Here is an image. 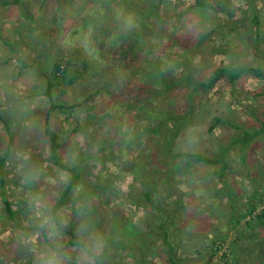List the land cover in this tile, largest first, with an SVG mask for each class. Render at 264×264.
<instances>
[{
    "label": "rangeland",
    "instance_id": "1",
    "mask_svg": "<svg viewBox=\"0 0 264 264\" xmlns=\"http://www.w3.org/2000/svg\"><path fill=\"white\" fill-rule=\"evenodd\" d=\"M11 1L0 0V107L7 110L4 117L17 138L2 178L5 184L3 188L0 185V264H38V253L46 244L39 235L37 245H32L30 237L35 232L24 231L15 223L8 222L1 190L6 193L13 210L18 212L20 224L30 227L39 224L30 210L32 198L42 197L41 203L53 210L59 193L57 188H61L68 177L67 172L48 160V148L42 147L40 142L34 144L33 136L27 131L37 118L33 112L46 108L43 97L33 95L44 89L39 71L48 72L53 62L69 52L76 51L79 61H86L88 68L84 77L67 87L63 95L57 92L55 100L72 105L83 103L87 97L90 99L79 107L61 109L53 115V126L63 143L62 159L66 164H74L82 174L80 184L56 213L64 225L77 230L83 225L86 235L95 232L103 239L111 230L115 216L120 222L145 228L146 211L131 204L127 197L131 189L139 190V183L129 171L130 162H140L145 170L157 171L161 175L157 183L166 192L164 196H168V202L187 201L200 184L198 179L205 170L197 168L184 173L181 158L174 156L188 148L211 155L216 147L213 137L224 142L233 132L215 129L208 133L211 116L224 111L240 123L254 120L252 115L264 118V80L244 74L233 87L221 81L210 92H201L195 100L192 122L185 120L181 127V122L172 123L174 129L171 135L176 134L172 142L167 143L169 137L164 141L158 134L146 136L142 141L136 139L130 145L125 139H120V134L126 135L146 124L143 112L147 109V94L135 88L142 85L137 80L149 70L150 60L157 61L172 78L179 76L181 64L195 68L194 76L197 78H207V73L218 65L237 66V62L256 65L254 46L258 44L260 47L259 41H256L258 32L262 34L261 47L264 49V0H250L256 7V16L247 0H204L215 8L208 14L213 22L220 21L219 31L210 35L202 45L197 43L193 47L190 43L195 40L197 30L186 25L188 19L181 16L193 0H167L162 3L158 18L152 17L146 26L143 44H137L134 38L126 40L121 36L138 25L140 11L146 8L148 0H117L110 10L104 12L99 8L98 0H20L23 10ZM200 13L202 10L193 14L195 22H199ZM96 18L105 32L99 39L93 40L91 33ZM211 24L203 23L201 27L210 32ZM41 33L44 35L43 44H39ZM3 39L11 43L19 42L18 53L25 60L43 53L36 61L37 73L29 69L20 70L15 60L3 65L2 62L9 56V48ZM260 62L264 64V59L261 58ZM19 72L20 75H17ZM28 94L33 95L29 100L25 98ZM171 95L174 109L183 110L185 90H175ZM80 125L83 129L74 131ZM20 130L23 132L20 133ZM114 137L116 140L111 141ZM0 139L6 143V139L1 136ZM33 156H37V161L32 159ZM249 157L262 164L264 143L257 144ZM244 167L245 164L240 163L232 149L226 156L224 181L229 188L231 186V190L234 185L239 190L236 192L239 201L230 203L228 215V197L210 205L205 203L208 201L205 196L197 199L207 217L204 219L211 224L204 240L206 253L213 239L225 240L223 250L212 264L222 263L218 256L225 250L230 253L231 244H236L243 255L247 254L245 249L250 241L254 249H259L258 254L250 253L253 263L264 264V246L260 245L264 242V231L258 233L260 228L252 225L254 215L264 211V171H258L253 163H249L246 169ZM208 181L213 190L222 186L216 176H211ZM50 186H55V189L50 190ZM250 205L254 206V211L247 214ZM247 239L250 241L247 242ZM66 241L67 237L60 232L58 242L67 257L63 264H88L80 250L65 247ZM180 241L182 247L177 253L184 258L183 246L190 248L192 241L188 237H182ZM149 242L162 249L159 242L156 245L151 240ZM128 247L124 250L115 245L98 264H138L136 257L139 251H133L138 247L134 244ZM195 250L191 247L190 252L187 251V260H195L187 264H205V259L198 257ZM159 257L151 259L148 255L146 259L159 262ZM93 259L95 261V257Z\"/></svg>",
    "mask_w": 264,
    "mask_h": 264
},
{
    "label": "trees",
    "instance_id": "2",
    "mask_svg": "<svg viewBox=\"0 0 264 264\" xmlns=\"http://www.w3.org/2000/svg\"><path fill=\"white\" fill-rule=\"evenodd\" d=\"M115 1L117 0H98V6L101 8V11L104 12L108 9L110 10ZM165 1L167 0H148L147 2L149 3L146 8L140 11L138 25L131 28L129 32L124 34V36H121V38L126 40L134 38L137 44H143L145 41L144 33L146 26L149 24L152 17L155 19L158 18L159 7L162 3H165ZM193 1V4L181 14V16L188 19V24L186 25H190L193 30H197L194 37L195 40L190 43L192 47L197 43L202 45L210 35L217 34L220 24V21L213 22V19L211 20L209 17L211 16L208 14L209 10L215 9L212 4L204 0ZM247 1L249 2L250 10L254 16H256V7L253 6L252 1ZM10 3L17 5L22 10L24 8L20 0H12ZM196 10H202L199 22H195V17L193 15ZM23 16L27 18L25 13ZM255 19L257 20V17ZM94 22L95 24L93 27L95 28L91 35L93 40H97L102 34H104L105 30L101 28V24L97 18ZM208 22L213 23L211 24L212 28L210 32H206L205 27H201L203 23ZM190 31L191 30H189V33L192 34L193 31ZM38 37L39 44H43L44 35L41 33ZM159 37H161V35H159ZM256 41H259L260 43V47L258 44H255L254 46L256 65H252L251 63L239 64L238 62L237 66L218 65L213 67L207 73V78L195 77V68L187 64H181L182 70L179 76L177 78H172L165 69L161 68V65L157 61L153 62V60H150L149 70L143 72L137 80L138 82H142V85H138L135 88L139 91H145L147 94V109L143 112L146 118V124L135 130L133 129V131L126 135L120 134V139H125L127 144L130 145L133 144L136 139L142 141L146 136L158 134L164 139V141L168 136L169 139L167 143H170V141L172 142L176 136V134L171 135V131L174 129L172 123L175 124V122H181L179 125L181 127V125L185 123V120L192 122L195 100L201 92H210L221 81H224L226 82V85L233 87L244 74L257 80H264V64L260 62L261 58L264 59V49L261 47L262 34L260 32L256 34ZM3 42L9 48V56L4 62H2L3 65H6L11 60H15L18 62L20 70L29 69L37 73L35 67V65H37L36 61L43 56V53H39L36 58L25 60L20 58V53H18V48L20 46L19 42L11 43L6 39H3ZM136 45L134 44V46ZM87 68V62L84 60L80 62L77 52L71 51L67 56H63L53 62L48 72L39 71V75L43 78L44 89L43 91L39 90L37 93L33 94L34 96L37 95L43 97L46 108L34 111L39 113V123H41V126L32 130V134L35 138H40L43 145L48 147V160L52 165L68 173L65 182L61 184V188L59 186L57 188L59 193L52 210V215L60 225V232L67 237L65 247H73L76 250H80L82 244L86 242L82 240L79 235L81 228L77 230L72 226H65L62 224L56 211L64 205L70 194L74 191L77 185L80 184L82 174L74 164L69 165L63 161L61 156L63 143L60 140V134L53 128L52 119L54 113L61 109L69 110L74 107H79L83 105V103L89 101L90 98L87 97L81 104L65 105L57 103L55 100L57 92L60 96L63 95L64 90L67 87L72 86L76 81L84 77ZM17 75H20V72ZM175 90H185V108H183V110L180 108L176 111L173 107L174 103L172 102L171 93ZM33 95L28 94L25 98L29 100ZM5 114H7V110H2L0 107V123L2 124L3 131V135L0 133V136L3 137V139H6L5 144L0 139V185L2 188L5 184L2 178L5 174L6 165L11 160L14 142L17 138L16 134L11 129L9 121L5 119ZM231 115L223 111L217 116H211V119L208 121L209 126L207 132L210 134L215 129L233 131L231 134L229 133V137L226 138L224 142L219 141L218 137H213L212 142L215 143L214 145L216 147L212 150L211 155L201 150L188 148L174 156L178 159L181 158L184 173H188L191 169L194 170L197 168H204L205 170L203 176L198 179L200 184L192 192V195L187 201L173 200V202H168V196H164V193L166 192L161 190L157 183V179H159L161 175L157 171L150 172L151 170H145V167L143 165L141 166L140 162H138V164H136L137 161L129 163V171L135 176L136 181L139 183V190H135L134 188L131 189L127 197L131 204L140 206L146 211V225L145 228H141L128 222H120L116 216L112 218L111 230H109L107 235L103 237V252L95 257L97 264L99 262L101 263L105 256L109 254L111 248L115 245L118 249L123 248L126 250L129 248L128 246L133 244L138 247L137 250H133L139 251V254L136 257L138 264L193 263L195 260H187L186 258L191 247L196 248L195 254H197L198 257L205 259V264H212L216 259V256L223 250L222 247L225 240L223 241L222 238L213 239L210 242V246L207 248L209 251L206 253L207 246L205 247L206 244H204V240L207 239V233L211 228V224L208 222V219H204L207 217L201 211L202 204L197 201V199L205 196L206 200H208L205 203L210 205L216 204V202L222 197H228L229 206L227 205V215L229 214V211H231L229 209L230 203L233 204L239 201L236 196V192H239V190L235 185L231 190V186L229 188L224 181L226 177V156L232 151V149L235 150L240 163L245 164V169L249 163H253L258 168V171H260L259 169L264 171V162L259 164L257 161L250 160L249 157V153L253 151L257 144L261 142L264 143V118L252 115L254 120L250 119L249 122L247 119L244 123H240ZM86 124H89V122ZM80 126L81 127L76 126L74 131L82 130L83 125ZM21 132H23V130H20V133ZM115 140V137L111 139V141ZM167 148H169V145ZM211 176L218 177L222 186L213 190L212 184L208 181V178ZM255 182V187L257 188V181ZM49 188L50 190H53L55 189V186L53 188L50 186ZM79 195L80 194H77V196ZM1 197L5 218L8 222L15 223L24 231L39 233L46 243L49 242L47 236L48 233L45 228L37 227L36 224L30 227L22 226V224H20L18 218L19 214L17 211L13 210L12 206L7 201L4 190H1ZM253 208L254 206L250 205L247 214H252L254 211ZM252 223L256 229L258 227L260 228L257 230L258 233L261 230L264 231V228H262L264 227V211L256 213ZM182 237H188L190 241H192L189 244L190 248L188 246H183V250L185 251L184 258L180 257L177 253L180 247H182L181 241L179 242ZM139 239H143V241L139 242ZM148 239L155 242V245L159 242L162 245V249L160 250L156 246L150 245ZM249 241L250 240L247 242ZM260 245L264 246V242ZM188 250L189 252H187ZM246 251L248 253L243 255L242 251L236 244H231L230 253L225 250L220 256H218V259L222 262L221 264H254L250 253L256 252L258 254L259 249H254L250 241L247 250L245 249V252ZM204 252L205 254L203 255ZM148 255L151 259L159 255V262L151 259L147 260L146 257H148ZM231 259H233V263H231Z\"/></svg>",
    "mask_w": 264,
    "mask_h": 264
},
{
    "label": "clouds",
    "instance_id": "3",
    "mask_svg": "<svg viewBox=\"0 0 264 264\" xmlns=\"http://www.w3.org/2000/svg\"><path fill=\"white\" fill-rule=\"evenodd\" d=\"M41 200L42 197L36 196L33 197L30 202V210L35 219L39 221L37 227L46 228L49 232V243H46L43 246V250L39 251L38 264H63L67 257L62 252L61 245L58 242L60 225L52 215V210L47 205L41 203ZM61 223H63V221H61ZM79 235L82 240L86 241L80 248V251L84 254V259L88 261V264H95L93 257H96L103 252L104 241L102 237L97 236L95 232L86 235L83 225L81 226ZM38 241L39 233H35L30 237V243L32 245L36 246ZM33 250L35 251L36 248L34 247ZM79 258L80 257H78V259Z\"/></svg>",
    "mask_w": 264,
    "mask_h": 264
},
{
    "label": "crops",
    "instance_id": "4",
    "mask_svg": "<svg viewBox=\"0 0 264 264\" xmlns=\"http://www.w3.org/2000/svg\"><path fill=\"white\" fill-rule=\"evenodd\" d=\"M34 114H36L37 115V118L35 119V120H33V125L31 126V128H29V130L27 131V133H29V134H31V136H33V139H34V141H33V143L34 144H37V142H40L42 145V147L44 146V147H47V146H45V145H43V142L41 141V139L40 138H35V136L32 134V130H34L35 128H39L40 126H41V123H39V113H37V112H33ZM37 126V127H36ZM53 128H54V126H53ZM54 130L55 131H57L55 128H54ZM48 148V147H47ZM38 159L37 158V156L35 157V156H33L32 157V159L33 160H36V159ZM37 161V160H36ZM2 240V239H1Z\"/></svg>",
    "mask_w": 264,
    "mask_h": 264
},
{
    "label": "built area",
    "instance_id": "5",
    "mask_svg": "<svg viewBox=\"0 0 264 264\" xmlns=\"http://www.w3.org/2000/svg\"><path fill=\"white\" fill-rule=\"evenodd\" d=\"M262 209H264V208H262Z\"/></svg>",
    "mask_w": 264,
    "mask_h": 264
}]
</instances>
